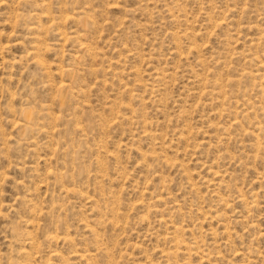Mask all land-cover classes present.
Instances as JSON below:
<instances>
[{"label": "rangeland", "instance_id": "obj_1", "mask_svg": "<svg viewBox=\"0 0 264 264\" xmlns=\"http://www.w3.org/2000/svg\"><path fill=\"white\" fill-rule=\"evenodd\" d=\"M0 264H264V0H0Z\"/></svg>", "mask_w": 264, "mask_h": 264}]
</instances>
